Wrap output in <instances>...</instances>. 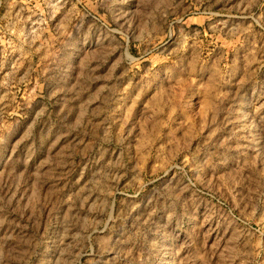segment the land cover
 I'll return each mask as SVG.
<instances>
[{
    "label": "rangeland",
    "instance_id": "374dc122",
    "mask_svg": "<svg viewBox=\"0 0 264 264\" xmlns=\"http://www.w3.org/2000/svg\"><path fill=\"white\" fill-rule=\"evenodd\" d=\"M0 264H264V0H0Z\"/></svg>",
    "mask_w": 264,
    "mask_h": 264
}]
</instances>
